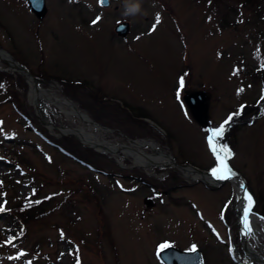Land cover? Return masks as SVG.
<instances>
[{"label":"rangeland","instance_id":"rangeland-1","mask_svg":"<svg viewBox=\"0 0 264 264\" xmlns=\"http://www.w3.org/2000/svg\"><path fill=\"white\" fill-rule=\"evenodd\" d=\"M257 1L255 18L243 0H143L144 14L135 17L124 16L123 0L108 8L44 0L37 20L25 0H0V49L37 88L51 85L108 129L99 137L109 144L151 142L199 172L215 168L209 131L238 112L220 144L233 153L227 164L244 179L251 212L264 218V40L257 35L264 0ZM121 23L124 38L114 32ZM0 69V264H159L164 242L180 251L195 244L203 264H234L232 257L245 264L232 183L209 189L171 166L146 170L124 154L47 131L30 87L2 61ZM195 93L203 99L198 111L182 102ZM49 107L55 128L89 130Z\"/></svg>","mask_w":264,"mask_h":264},{"label":"bare ground","instance_id":"bare-ground-1","mask_svg":"<svg viewBox=\"0 0 264 264\" xmlns=\"http://www.w3.org/2000/svg\"><path fill=\"white\" fill-rule=\"evenodd\" d=\"M6 64V70L9 72H14V68L9 65L8 61L0 55V62ZM9 67V68H8ZM5 70V71H6ZM20 72V71H19ZM20 76L26 78L28 82L31 83L26 74L22 71L20 72ZM57 92L51 85H44L35 90L30 87L29 91V100L35 108L36 113L41 118V121L48 126V130L53 133V130L56 129L58 134H69L75 136L79 141H81L84 145L92 147L98 151H102L111 156H116L117 154H124L131 158L132 164L134 166L150 170L154 164L158 165L157 167H173L177 169L179 172H183V174L190 180H200L208 186H214L219 183V180L211 174H198L197 172H193L187 169H178L176 166L171 165V161L168 156L163 154L160 150H157L155 145L151 142L146 141H129V146L124 145H112L102 139L101 135H108L110 131L108 129L102 128L97 124H92L91 121L88 120L87 117L84 116L81 112L77 111V109L72 105V103L68 102L67 99L59 97L54 93ZM55 106L59 108L60 112L65 115V117H74L79 120L82 124L88 127V131H86L82 127L68 128L65 129L62 126L59 128H55L50 123V119L47 116V110L51 107ZM150 147L153 151L151 154L145 153L141 148L142 147ZM169 163V165H168ZM171 163V164H170ZM229 181L233 184L236 194V209L235 213L238 218V223H242L244 219V209L248 205V202L244 204V201L240 197L239 188L235 183V180L229 179ZM249 224L251 231L249 232L246 229L248 237V246L244 248L245 260L255 261L254 264H264V235L260 232V228H264V222L260 219H257L254 214H250L249 216ZM262 242V243H259ZM253 264V263H251Z\"/></svg>","mask_w":264,"mask_h":264},{"label":"water","instance_id":"water-1","mask_svg":"<svg viewBox=\"0 0 264 264\" xmlns=\"http://www.w3.org/2000/svg\"><path fill=\"white\" fill-rule=\"evenodd\" d=\"M26 2V7L28 8V10L37 18L40 19L42 17V15L44 14V2L43 0H39V4L35 5L32 0H25ZM97 4L100 7H107L108 6V0H97ZM127 25L126 23H121L115 26L114 28V32L118 35V36H125L127 33ZM0 55L3 56L6 61H8L9 65H11L14 68V72L16 75L20 76V72H24L26 74V76L29 78V80L31 81L28 82L26 78H23V76H20L25 83L28 85V87L34 88L35 90H37V83H36V79L34 77H32L27 71L26 69L17 64L9 54H7L6 52H4L2 49H0ZM3 70V69H1ZM20 71V72H19ZM29 92V91H28ZM27 92V93H28ZM185 103L188 105V107L193 110V111H198L201 106H202V95L200 93H195L193 95H190L186 98H184ZM70 102V101H68ZM85 116V115H84ZM37 117V116H36ZM86 117V116H85ZM43 118V116L41 117ZM40 117L38 118V120L40 121L41 119ZM89 120V119H88ZM90 121V120H89ZM44 122V121H43ZM92 123V122H91ZM93 124V123H92ZM47 130V129H46ZM49 131V130H47ZM51 132V131H50ZM54 138V136H52ZM72 137V136H71ZM91 149V147H88ZM172 164L180 169H187V170H191L193 172H197L198 174H200V172H198L195 168L190 167V166H183V165H176L175 163L172 162ZM229 179H234L235 181H237L240 185V190H241V197L244 199V201H247L246 199V195H247V191H246V187H245V182L244 180L238 176L237 174H235L234 172H232V175L230 176ZM228 180V179H227ZM196 181H200V180H196ZM225 180H221L219 181V183L215 186H211L213 188H217L219 187ZM202 184L206 185L205 183H203L201 181ZM208 186V185H207ZM210 187V186H209ZM261 220H263L262 218H260ZM240 238H244L246 237V228L244 226V223L242 221V223L240 224ZM244 248V247H243ZM244 250V249H243ZM157 259L160 262V264H202V259H201V255L199 253V251H178L172 247L164 250L159 256L157 255ZM251 262V261H250Z\"/></svg>","mask_w":264,"mask_h":264},{"label":"snow or ice","instance_id":"snow-or-ice-1","mask_svg":"<svg viewBox=\"0 0 264 264\" xmlns=\"http://www.w3.org/2000/svg\"><path fill=\"white\" fill-rule=\"evenodd\" d=\"M32 2L35 5L39 4V0H32ZM101 2H102V0H101ZM99 19L100 18L97 17V21ZM97 21H93V23L95 24ZM160 23H161V17L159 16V14H157V16L155 18V24L153 25L152 30L155 31L157 25H159ZM180 85H181V87H183V85H184L183 79L180 80ZM2 87H3V85H0V88H2ZM242 91H243V89H239L238 93L242 92ZM261 99L264 100V96H262ZM238 114L239 113L237 112V113L230 115L221 125H219L218 127L214 128V129H211L209 131L208 136H207L209 149L211 150V152L216 157L217 164H218L217 167H215L211 170L212 175L214 177H216L217 179L227 180L232 175L231 169L227 164V159L231 158L233 153H232L231 149L228 148L226 145H221L220 140L224 136V133L226 131V126L233 120L234 116L238 115ZM0 123H2V122H0ZM246 199L248 201V205L244 209L243 223H244L245 228L250 232L251 228H250V224H249V216L251 214V208L253 205V198H252L251 194H247ZM3 210H4L3 208H0V211H3ZM221 218H223V215ZM62 235H63V233H62ZM170 247H172L170 242L161 243L160 245H158L157 255L159 256L164 250H166ZM189 251H192V252L197 251V246L195 244H193L191 246V248L189 249ZM77 264H81L79 258L77 259Z\"/></svg>","mask_w":264,"mask_h":264},{"label":"trees","instance_id":"trees-1","mask_svg":"<svg viewBox=\"0 0 264 264\" xmlns=\"http://www.w3.org/2000/svg\"><path fill=\"white\" fill-rule=\"evenodd\" d=\"M243 4H241L240 3V6H242V5H250V6H252V7H254V16H255V18H256V15L258 14V13H260V9H261V7H263L262 6V4H261V2L259 1H257L256 2V0H243V2H242ZM247 3V4H246ZM264 4V3H263ZM241 9V7L239 8V9H237V11L238 10H240ZM240 12V11H239ZM263 20V19H262ZM256 24H258V22H255ZM258 26V25H257ZM262 27H264V24L262 25ZM257 28V27H256ZM257 35L259 36V39L260 40H264V31H259L258 33H257ZM257 38V37H256ZM50 144H52V145H54V147L56 148V149H58L60 152H62L65 156H67V157H69L71 160H73V161H75V162H77V163H79L80 161L73 155V154H71V153H69V152H67V151H65L63 148H61V147H59V146H57V145H55V143L53 144L52 142H49Z\"/></svg>","mask_w":264,"mask_h":264},{"label":"clouds","instance_id":"clouds-1","mask_svg":"<svg viewBox=\"0 0 264 264\" xmlns=\"http://www.w3.org/2000/svg\"><path fill=\"white\" fill-rule=\"evenodd\" d=\"M143 0H123V14L128 17L143 15Z\"/></svg>","mask_w":264,"mask_h":264}]
</instances>
